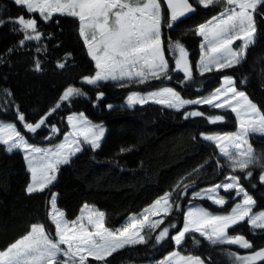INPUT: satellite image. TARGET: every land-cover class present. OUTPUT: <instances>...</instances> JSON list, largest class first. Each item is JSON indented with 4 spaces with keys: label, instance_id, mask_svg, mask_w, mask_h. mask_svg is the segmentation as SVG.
<instances>
[{
    "label": "snow or ice",
    "instance_id": "1",
    "mask_svg": "<svg viewBox=\"0 0 264 264\" xmlns=\"http://www.w3.org/2000/svg\"><path fill=\"white\" fill-rule=\"evenodd\" d=\"M14 4L28 14L38 13L45 24L58 17H69L78 21V36L86 49V55L94 65V72L82 75L81 85L68 84L50 102L46 111L36 114L31 121L23 107L16 101L15 93L9 88L0 89V109L7 112L15 109L13 122H0V145L8 154L18 150L23 154L30 180L24 192L31 197L34 194L50 195L51 211L46 220L30 221L25 232L0 250V264H112L114 254L128 245H146L148 241L142 232L157 233L154 236V248L164 244L181 247L189 236L198 233L212 245H238L248 250L247 255H237V264H264V246L255 244L242 234L232 235L237 226L245 222L252 229L264 230V211L254 212L257 200L245 185L255 189L257 180L255 169L259 168L258 182L264 186V156H257L250 143L252 134L264 136V104L254 102L243 90L246 78L239 80L226 70H235L246 60L247 50L256 42L258 18L264 20V0H13ZM166 5V9H165ZM221 8L193 30L200 38L199 59L195 69L190 61V51L179 40L165 41L164 29H174L177 22L195 14L200 9ZM8 21L0 18V26ZM13 31L23 33L19 47H27L26 42L36 41V53H41L39 42L42 32L37 19L26 18L20 14L14 18ZM240 41L239 45L236 42ZM16 48H10L9 53ZM167 52V55H166ZM168 56L174 61L170 65ZM3 62V61H0ZM57 68L63 70L66 63L57 62ZM43 72L39 57L30 69ZM194 70L200 77L205 74L219 76V84L207 95L196 98H184L174 87L162 86L157 90L141 93L130 91L125 99L128 109L137 105H157L163 109L181 113L185 121L205 118L215 125L227 122V112L235 116L236 130L231 132H199L192 136L193 141L214 145L213 155L195 171H202L205 165L215 164L213 172H223L226 165L231 171L224 180L210 187L195 190L196 179L178 182L174 192L178 199L187 196L192 188V197L207 198L213 205L223 207L228 200L217 195L220 189L225 193H235L242 197L235 202L226 214H214L205 207L189 206L186 211L178 201H172L173 191L165 192L140 215H132L129 222L113 228L108 225L106 214L85 203L79 215L69 220L58 207L59 193L52 191L63 166L73 162L78 154L90 149L96 152L102 147L106 129L102 124L93 123L84 111H70L79 99L91 96L83 85L96 90L94 107L104 100L106 84L115 82L121 88L129 85H146L150 81H171L172 73H182L179 81L182 86L194 80ZM187 106H193L187 110ZM196 106H208L210 109L223 110L221 114H206ZM112 110L113 104L106 105ZM122 107V106H121ZM63 110V111H62ZM183 110V111H182ZM67 112L66 117L63 112ZM61 117L59 122L55 121ZM66 124V130L60 124ZM47 129L43 140L51 147H38L31 143L33 137ZM62 136V139H59ZM57 141L53 143V141ZM219 155H215V150ZM121 151H130L122 149ZM222 158V159H221ZM181 183L183 190H181ZM191 205V201H189ZM175 208L182 213L183 223L168 222ZM153 217H158L153 219ZM162 225H165L162 227ZM174 230V234L172 232ZM158 264H206L200 256H182L172 251ZM211 264V261L208 262Z\"/></svg>",
    "mask_w": 264,
    "mask_h": 264
},
{
    "label": "trees",
    "instance_id": "2",
    "mask_svg": "<svg viewBox=\"0 0 264 264\" xmlns=\"http://www.w3.org/2000/svg\"><path fill=\"white\" fill-rule=\"evenodd\" d=\"M166 9V8H165ZM220 8L212 10L200 9L195 14H189L176 23L174 29L165 28L164 39L172 41L179 39L190 51V61L195 67L198 60V46L200 40L194 35V28L218 12ZM23 14L26 18H35L42 40L39 45L41 53H36V41L26 42L27 47L20 48L19 41L23 33L13 31L14 18ZM0 18L8 21L0 26V89L9 88L15 93L16 101L23 107L31 121L37 113L46 111L50 102L68 84L81 85V76L94 72V65L86 55L82 41L78 36V21L69 17H58L59 27L55 20L45 24L36 14H28L24 9L18 8L10 0H0ZM258 34L256 42L249 47L246 60L235 70H226L237 81L246 78L242 86L250 98L264 104V20L258 18ZM10 48H16L9 53ZM167 55V52H166ZM39 57L43 64V72L36 73L30 69L34 67L35 58ZM170 65L174 61L168 56ZM66 63L63 70L57 68V62ZM171 81H150L146 85H129L121 88L116 83H108L103 91L106 93L104 100L94 107L96 90L91 86L83 85L91 96L89 99H79L70 111H84L89 119L96 124H102L106 134L102 147L96 152L90 149L78 154L73 162L63 166L59 173L58 181L52 191L59 193L57 207L64 211L66 218L75 219L81 207L87 203L106 214L109 226L116 228L122 226L131 215H139L145 207L150 206L165 192L173 191L172 201H178L185 211L191 203L193 189H188L187 196L178 199L174 192L178 182H188L196 179L195 190L207 188L224 180L231 171L226 165L223 172H213L215 164L205 165L199 169L210 155L214 147L207 142L193 141L192 136L199 132H231L236 130L233 114L227 112V122L215 125L207 122L205 118H194L185 121L181 113L174 110L163 109L155 105H146L143 108H126L123 103L130 91L145 93L157 90L162 86L174 87L181 92L184 98H196L198 95H207L219 84V76L205 74L200 77L194 72V80L182 86V73H172ZM113 104L112 110L106 105ZM122 106V107H121ZM193 106H187L192 110ZM206 114H221V110L210 109L208 106H196ZM63 111V110H62ZM183 111V110H182ZM15 109L5 112L0 109L1 122H13ZM66 117L67 112H63ZM60 116L53 122H59ZM66 130V124H60ZM47 129L39 135H28L31 143L38 147H51L52 144L43 140ZM62 139V136L59 138ZM57 141H53L55 143ZM254 152L257 156H264V136H250ZM130 149V151H121ZM218 156V151L215 150ZM222 159V158H221ZM260 169H255L257 188L245 185L248 191L257 200L254 212L264 211V186H260L258 175ZM30 180L22 155L19 152L8 154L4 146L0 145V250L10 242L19 238L25 232L30 221L46 220L50 195L47 190L44 194H34L29 197L24 189ZM181 190L183 184L181 183ZM228 203L222 208H217L207 201H196L200 207H205L214 214H226L238 199L233 200L234 193L223 194ZM165 225L170 221L182 226V213H173L165 217ZM165 225H162L165 226ZM174 234V230H172ZM151 233L146 237V245L126 247L114 254L109 259L112 264H153L178 251L182 256H200L208 264H237L236 258L229 255H247L248 250L229 245H210L196 234L189 236L179 248L174 244L157 245L155 248L154 236ZM230 234H242L252 241L256 248L264 246V230L252 229L246 222H242Z\"/></svg>",
    "mask_w": 264,
    "mask_h": 264
},
{
    "label": "rangeland",
    "instance_id": "3",
    "mask_svg": "<svg viewBox=\"0 0 264 264\" xmlns=\"http://www.w3.org/2000/svg\"><path fill=\"white\" fill-rule=\"evenodd\" d=\"M10 1H12L13 2V0H10ZM14 3V2H13ZM216 7H218V8H221V6L220 5H217ZM165 8H166V5H165ZM38 17H39V14L38 13H35ZM40 18V17H39ZM41 20H42V18H40ZM182 19V18H181ZM199 40H200V38L199 37H197ZM241 42L240 41H237L236 42V45H239ZM86 50V49H85ZM198 52H199V48H198ZM198 59H199V57H198ZM198 61V60H197ZM194 69H195V67H194ZM194 72H195V70H194ZM195 73H197V74H199L198 72H195ZM112 83H115V82H112ZM116 84V83H115ZM123 105L127 108V106H126V104H125V100H124V103H123ZM155 106H157V105H155ZM136 107H140L139 105H137ZM159 107H161V106H159ZM221 111H223V110H221ZM233 117H234V119H235V116H234V114H233ZM1 122V121H0ZM253 136H257V137H263L262 135H260V134H252ZM214 146V145H213ZM217 151H218V149H217ZM13 152H19L18 150H14ZM20 153V152H19ZM21 155H22V157H23V154L22 153H20ZM218 154H219V151H218ZM25 163V162H24ZM25 166H26V164H25ZM27 169V168H26ZM30 174V173H29ZM234 193V192H233ZM223 194H227V193H225L224 191H223V189H220L219 191H218V193H217V195H223ZM234 196H235V193H234ZM191 199L192 200H194L195 201V203H191V205L189 204L188 206H187V208H186V210L188 209V207L189 206H194V207H200L197 203H196V201H207V202H209L210 204H212V202L211 201H209L207 198H199V197H196V198H194V197H192L191 196ZM236 199H238V202H239V200L240 199H242V197H237ZM49 201H50V199H49ZM213 205V204H212ZM213 206H215V205H213ZM215 207H217V208H221V207H218V206H215ZM48 209H49V211H51V205H50V203L48 202ZM185 210V211H186ZM231 211V210H230ZM229 211V212H230ZM80 213V212H79ZM142 213V212H141ZM140 213V214H141ZM139 214V215H140ZM79 215V214H78ZM132 216V215H131ZM131 216H129L128 218H127V220H126V222L125 223H127V222H129V218L131 217ZM138 216V215H137ZM156 218H158V217H153V219H156ZM246 222V221H245ZM124 223V224H125ZM248 225V224H247ZM249 226V225H248ZM250 228H251V226H249ZM149 234H151L150 232H148L147 230H145L144 232H142V235H145V237H147ZM198 237H200L199 236V234L198 233H195ZM200 238H202V239H204L203 237H200ZM205 240V239H204ZM206 242H208L207 240H205ZM210 245H212L210 242H208ZM131 246H135V245H128V246H126V247H131ZM229 246H233V247H236V248H239V249H241V250H245V249H242V248H240L238 245H229ZM125 247V248H126ZM176 247V246H175ZM122 250V249H121ZM168 256V255H167ZM166 256V257H167ZM164 259H165V257H164ZM163 259V260H164ZM153 264H158V262L157 263H153Z\"/></svg>",
    "mask_w": 264,
    "mask_h": 264
}]
</instances>
